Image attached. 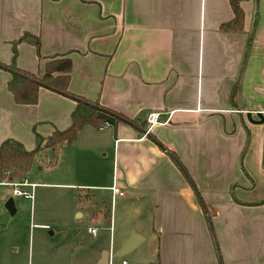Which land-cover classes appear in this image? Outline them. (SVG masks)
Returning a JSON list of instances; mask_svg holds the SVG:
<instances>
[{"label":"crops","instance_id":"0c3cea01","mask_svg":"<svg viewBox=\"0 0 264 264\" xmlns=\"http://www.w3.org/2000/svg\"><path fill=\"white\" fill-rule=\"evenodd\" d=\"M241 5L242 31L225 32L227 0H0V63H11L14 42L16 67L33 75L65 56L72 94L135 125L161 114L149 134L166 152L127 123L106 120L78 133L81 169L68 172L109 178L97 188L137 200L160 264H264V0ZM10 77L0 69V99L28 112L22 132L40 119L28 109L43 103L59 108L41 117L54 130L70 125L73 100L41 87L36 105H17ZM9 138L25 141L13 125L0 129V143ZM105 231L118 256L128 241L130 251L146 242L135 228L120 241L112 226ZM102 240L92 260L70 255L67 264H98Z\"/></svg>","mask_w":264,"mask_h":264},{"label":"rangeland","instance_id":"374dc122","mask_svg":"<svg viewBox=\"0 0 264 264\" xmlns=\"http://www.w3.org/2000/svg\"><path fill=\"white\" fill-rule=\"evenodd\" d=\"M10 101L0 99V129L8 131L13 125L14 134L25 139L21 143L26 150L35 146L34 131L43 137L54 131L55 123L48 117H52L54 110L59 111L58 107L43 103L41 109L29 108L30 116L37 115L40 119L22 132L25 125L23 116L28 112L20 111L22 115L14 112L15 105L9 104ZM42 116L48 117L43 120ZM80 142L76 138L67 147L46 149L37 157L25 178L28 186L19 187L26 192L35 187L30 199L13 196L7 184H0V263H22L28 259L33 264H67L70 255L85 262L86 259L92 260L98 252L100 245L96 244L95 238L102 237V245L107 250L100 251L99 260L107 252L110 264H160L155 242L149 244L152 236L144 220L143 209L140 208L136 214L137 200L127 196L115 197L109 191L97 188L106 186L109 178H79L68 173L72 169H78V174L80 172ZM110 157L109 151L104 162L109 163ZM9 198L16 209L12 215L5 208ZM78 212H82L83 217H78ZM111 226L116 241H120L129 228H135L145 236L146 242L118 256L110 248L105 231ZM91 229L95 233L92 234Z\"/></svg>","mask_w":264,"mask_h":264},{"label":"trees","instance_id":"16d2710c","mask_svg":"<svg viewBox=\"0 0 264 264\" xmlns=\"http://www.w3.org/2000/svg\"><path fill=\"white\" fill-rule=\"evenodd\" d=\"M227 1L233 17L230 21L222 23L220 29L225 32H240L244 25V11L241 4L247 0ZM30 39L27 38V41H32ZM22 40L23 38L20 41ZM16 43H13L11 63L9 65L0 63V69L12 71L10 80L7 82V91L11 94L14 103L17 105H36L38 103V91L42 87L40 84H43L50 91L52 89L57 94L69 97L75 102V107L70 115V125L64 130L55 129L46 137L34 131L35 146L29 151L21 142L14 139L9 138L0 143V184L24 180L37 157L46 149L56 150L60 147H67L75 141L78 133L84 127L91 126L99 130L106 124L105 120L98 117V110L92 106L100 107L99 105L76 96L68 90L70 73L73 68L69 58L65 56H61V59L54 58L45 65L42 75H33L16 67ZM34 44L39 46L40 41L34 40ZM46 87L42 88L47 89Z\"/></svg>","mask_w":264,"mask_h":264},{"label":"water","instance_id":"95a60500","mask_svg":"<svg viewBox=\"0 0 264 264\" xmlns=\"http://www.w3.org/2000/svg\"><path fill=\"white\" fill-rule=\"evenodd\" d=\"M12 73V71L10 72ZM14 73V72H13ZM36 82V81H35ZM39 83V82H37ZM40 86L42 87H46L44 86L43 84H40ZM47 89H49L48 87H46ZM50 90V89H49ZM51 91H53L51 89ZM94 108H96L98 110V117L101 119V120H115V119H118L120 121H123L125 123H127L128 125L134 127L135 129H137L141 134H143L146 138H148L151 142H153L154 144H156L157 146H159L164 152H166V150L164 149V147L155 139L153 138L149 133L146 132V130L144 129L145 127V124H146V121L142 122L140 125H135L134 123L128 121V120H125L124 118H121L119 117L118 115L112 113V112H109L103 108H100V107H96L94 105H92ZM248 117L249 114H248ZM261 121H262V116L259 115L258 116ZM5 208L7 209V211L12 215L15 213V207H14V203H13V200L11 198H9L7 200V202L5 203ZM204 208V206H203ZM205 209V208H204ZM132 248V242L131 241H128L122 248L121 252H120V256H123L125 255L126 253H128ZM98 264H108V254L107 252H104L101 259L99 260V263Z\"/></svg>","mask_w":264,"mask_h":264},{"label":"built area","instance_id":"2783aa9c","mask_svg":"<svg viewBox=\"0 0 264 264\" xmlns=\"http://www.w3.org/2000/svg\"><path fill=\"white\" fill-rule=\"evenodd\" d=\"M146 123H147L146 132L149 133L152 127H154L155 125L161 124V114L160 113H150L146 119ZM5 184H7L8 187H10L11 194L13 196L31 197L30 195L27 194L26 191H21L19 189V187L28 185L25 180L24 181L22 180L19 183L11 182V183H5ZM112 191L114 194H117L119 196L123 195V193L119 192L115 187H112ZM91 233L92 234L95 233V230L91 229Z\"/></svg>","mask_w":264,"mask_h":264}]
</instances>
